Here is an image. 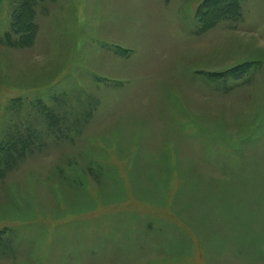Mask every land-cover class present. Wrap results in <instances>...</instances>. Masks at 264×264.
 Returning <instances> with one entry per match:
<instances>
[{"label": "rangeland", "instance_id": "374dc122", "mask_svg": "<svg viewBox=\"0 0 264 264\" xmlns=\"http://www.w3.org/2000/svg\"><path fill=\"white\" fill-rule=\"evenodd\" d=\"M207 1L0 0V264H264V0Z\"/></svg>", "mask_w": 264, "mask_h": 264}, {"label": "trees", "instance_id": "16d2710c", "mask_svg": "<svg viewBox=\"0 0 264 264\" xmlns=\"http://www.w3.org/2000/svg\"><path fill=\"white\" fill-rule=\"evenodd\" d=\"M222 0H208L207 1V6H204L205 7V11H204V13H203V15H208V16H210L211 14V12H209L210 11V9L211 8H214V10L216 9V7H217V5L221 2ZM230 1V0H229ZM239 10V7L237 6V3L235 2V0H233V1H231V2H228L227 4H225V5H223L221 8H219V12H220V15L223 13H225V15H227V14H232V13H234V12H236V11H238ZM207 22H209V21H205V23L207 24ZM210 24V23H209ZM25 30H28V28H27V26H26V29ZM19 31H22L21 29H19ZM242 68H244V67H242ZM241 68V71L243 70Z\"/></svg>", "mask_w": 264, "mask_h": 264}]
</instances>
